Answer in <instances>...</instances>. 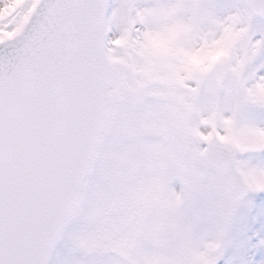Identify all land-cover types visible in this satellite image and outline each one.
Instances as JSON below:
<instances>
[{
  "label": "snow or ice",
  "instance_id": "snow-or-ice-1",
  "mask_svg": "<svg viewBox=\"0 0 264 264\" xmlns=\"http://www.w3.org/2000/svg\"><path fill=\"white\" fill-rule=\"evenodd\" d=\"M0 264H264V0H0Z\"/></svg>",
  "mask_w": 264,
  "mask_h": 264
}]
</instances>
